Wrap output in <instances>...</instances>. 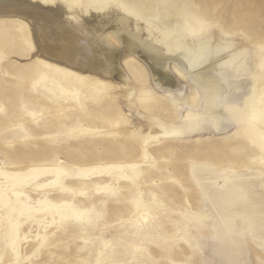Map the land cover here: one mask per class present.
I'll use <instances>...</instances> for the list:
<instances>
[{
    "label": "rangeland",
    "instance_id": "374dc122",
    "mask_svg": "<svg viewBox=\"0 0 264 264\" xmlns=\"http://www.w3.org/2000/svg\"><path fill=\"white\" fill-rule=\"evenodd\" d=\"M59 2L73 22V11L116 3L174 37L206 24L241 59L229 69L206 51L191 65L125 33L120 43L92 35L113 86L97 89L45 65L15 22L22 14L1 17L0 264H264V150L249 132H264V0L44 6ZM202 72L215 79L213 107Z\"/></svg>",
    "mask_w": 264,
    "mask_h": 264
},
{
    "label": "bare ground",
    "instance_id": "6f19581e",
    "mask_svg": "<svg viewBox=\"0 0 264 264\" xmlns=\"http://www.w3.org/2000/svg\"><path fill=\"white\" fill-rule=\"evenodd\" d=\"M48 1L0 0V18L8 17L7 19H9L15 13L22 14L18 15L19 18L15 19V22L18 24V28L23 31L24 41H28L29 37L32 38L34 49L37 48L38 51L36 54L44 59L43 63L53 66L54 69L60 70L65 75H75L74 77L81 83L84 81L89 82L97 89H111L113 86L110 84L111 81L106 79L110 75L107 67L108 63L106 60L104 62L100 50L89 40L92 35L94 38L97 35L105 36L116 43L120 41L119 35L125 33L138 40L142 44L141 46L146 47L152 54L167 55L173 54L175 51H184L193 57L191 65H199L205 59L204 52L206 51H221L223 53L222 59L227 56L225 61L232 60V64L227 66L229 69H233L234 66L238 65L241 59V51L234 43L227 40L229 37L224 32L206 24H202L201 30L190 28L182 36L174 37L155 25L147 24L120 4L112 3L107 7L102 4L94 6L90 16H85L81 10L73 11L75 19L77 18L73 22L70 20V10L67 6L60 2L44 6ZM121 12L126 16L121 15ZM36 22H39L38 29H42L43 34L40 31H34L33 26L36 25ZM40 22L43 26L40 25ZM74 23H78L77 26ZM216 33L220 36H216ZM256 63L260 69L264 68V57L256 56ZM199 75L203 81L202 88L206 96V103L213 107L216 100L211 99L208 95L209 92L216 91L215 79L203 72ZM141 90L143 89L141 88ZM63 91L68 92L67 89H63ZM145 94L146 92L141 91L137 94V100L142 101L145 99L147 97V94ZM260 95H262V91H260ZM119 98L122 99V95ZM197 98L198 100H195V102H199V94ZM253 110H255V107H253ZM253 113L255 114V111ZM123 115L126 118V114ZM122 121L123 119L118 122L121 123ZM130 130V128L125 127L123 133L130 136ZM254 131L259 148L264 150L263 128L257 125L255 130L249 132L254 133Z\"/></svg>",
    "mask_w": 264,
    "mask_h": 264
}]
</instances>
